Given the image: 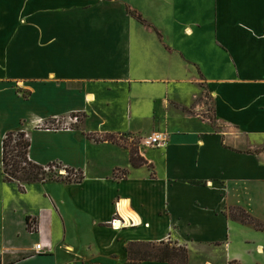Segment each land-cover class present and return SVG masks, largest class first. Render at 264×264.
I'll return each mask as SVG.
<instances>
[{"label": "crops", "instance_id": "obj_1", "mask_svg": "<svg viewBox=\"0 0 264 264\" xmlns=\"http://www.w3.org/2000/svg\"><path fill=\"white\" fill-rule=\"evenodd\" d=\"M22 123L32 162L84 179L1 176L0 264H167L130 263L137 242L264 264V231L229 216L264 225L242 204L264 195V0H0L1 141Z\"/></svg>", "mask_w": 264, "mask_h": 264}, {"label": "trees", "instance_id": "obj_2", "mask_svg": "<svg viewBox=\"0 0 264 264\" xmlns=\"http://www.w3.org/2000/svg\"><path fill=\"white\" fill-rule=\"evenodd\" d=\"M23 126L24 124L22 123L19 129L8 132L2 142V171L5 182H17L20 191H24L25 185L45 183L49 180L79 183L84 179L82 171L69 168L66 169L68 173L66 177L48 178V171H51L52 167H62L56 163L44 167L29 159L31 141ZM95 140L97 142L107 141L122 144V139L119 140L117 137L111 135L103 139L95 138ZM131 163L136 168L147 165V161L139 154L138 148L135 145L131 146ZM71 176L77 177V179H73ZM229 216L242 224L253 226L258 231H264V225L243 209L232 208L229 210ZM27 222L30 224L29 217L27 218ZM127 252L130 263L161 262L167 264H188L189 262L188 250L185 247L173 245L171 242L130 243L127 247Z\"/></svg>", "mask_w": 264, "mask_h": 264}, {"label": "rangeland", "instance_id": "obj_3", "mask_svg": "<svg viewBox=\"0 0 264 264\" xmlns=\"http://www.w3.org/2000/svg\"><path fill=\"white\" fill-rule=\"evenodd\" d=\"M50 128H53V125ZM23 129H26L25 125L23 126ZM15 139H17V138H15ZM37 145H38V142L36 144V149H37ZM137 147H138V145H137ZM2 154H3V152H2V141H1V137H0V179H1V176L3 175V171H2ZM66 169L67 168H60V167H56L55 168V167H52L51 171L50 170L48 171V178H52V177L53 178H58V176L66 177V176H68V173H67ZM71 177L73 179H77V177H74V176H71ZM52 181H55V180H52ZM0 183H1V180H0ZM253 186L258 188V190L254 189L251 194H248L247 196H245L243 201H242V204L246 207V209H249L251 211H256V212H258L260 214V216L261 215L263 216L264 215V211H263L262 207H264V195L262 194V191L260 189V185L255 183ZM2 191L3 190L0 189V194L1 193L8 194L9 198L11 199V195H10L9 190H5L3 192ZM14 201L17 204H20V205H25L27 203V201L24 198H20L19 200H15L14 199Z\"/></svg>", "mask_w": 264, "mask_h": 264}, {"label": "built area", "instance_id": "obj_4", "mask_svg": "<svg viewBox=\"0 0 264 264\" xmlns=\"http://www.w3.org/2000/svg\"><path fill=\"white\" fill-rule=\"evenodd\" d=\"M71 121L74 124H78L80 122V118L78 116H75L71 119ZM52 129L54 130L69 129V127L66 124L64 125V123L62 122V119H57ZM168 141H169V137L166 133L157 132V133H153L150 136L142 138L139 144L142 148H146V149L147 148H159V147L167 146ZM120 222H121L120 220L115 219L113 222V226L118 227L117 223H120ZM48 249H50V247H48V245L43 242L35 246V250L40 254L47 253Z\"/></svg>", "mask_w": 264, "mask_h": 264}, {"label": "bare ground", "instance_id": "obj_5", "mask_svg": "<svg viewBox=\"0 0 264 264\" xmlns=\"http://www.w3.org/2000/svg\"><path fill=\"white\" fill-rule=\"evenodd\" d=\"M262 252V251H261Z\"/></svg>", "mask_w": 264, "mask_h": 264}]
</instances>
